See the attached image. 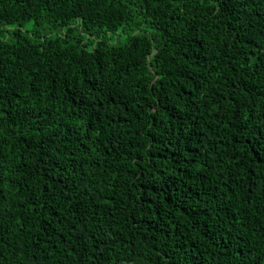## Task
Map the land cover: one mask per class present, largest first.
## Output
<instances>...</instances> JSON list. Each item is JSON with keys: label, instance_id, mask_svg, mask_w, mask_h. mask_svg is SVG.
I'll use <instances>...</instances> for the list:
<instances>
[{"label": "trees", "instance_id": "trees-1", "mask_svg": "<svg viewBox=\"0 0 264 264\" xmlns=\"http://www.w3.org/2000/svg\"><path fill=\"white\" fill-rule=\"evenodd\" d=\"M0 26V264H264V0H0Z\"/></svg>", "mask_w": 264, "mask_h": 264}, {"label": "rangeland", "instance_id": "rangeland-1", "mask_svg": "<svg viewBox=\"0 0 264 264\" xmlns=\"http://www.w3.org/2000/svg\"><path fill=\"white\" fill-rule=\"evenodd\" d=\"M32 23H27L24 25L23 29L25 32H30L32 30ZM14 31L13 28L10 27H1L0 26V32H3V35L6 37H10V34ZM32 32V31H31Z\"/></svg>", "mask_w": 264, "mask_h": 264}]
</instances>
